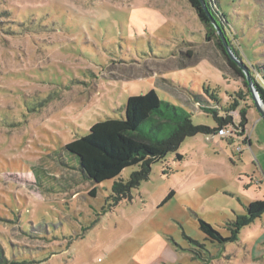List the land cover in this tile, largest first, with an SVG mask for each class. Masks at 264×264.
Listing matches in <instances>:
<instances>
[{"label": "rangeland", "instance_id": "374dc122", "mask_svg": "<svg viewBox=\"0 0 264 264\" xmlns=\"http://www.w3.org/2000/svg\"><path fill=\"white\" fill-rule=\"evenodd\" d=\"M218 5L242 60L264 67V0ZM206 36L188 0H0V253L8 262L264 264V122ZM150 90L193 125L212 130L229 118L228 134L185 138L109 207L112 184L139 168L96 185L64 146L116 133L127 99ZM150 126L142 132L157 140L172 129ZM198 219L232 240H208Z\"/></svg>", "mask_w": 264, "mask_h": 264}, {"label": "trees", "instance_id": "16d2710c", "mask_svg": "<svg viewBox=\"0 0 264 264\" xmlns=\"http://www.w3.org/2000/svg\"><path fill=\"white\" fill-rule=\"evenodd\" d=\"M196 11L200 21L206 28V40L212 41L215 48L226 62L235 78L240 79L246 87L243 72L226 55L222 43L217 36L213 26L206 17L199 0H188ZM208 12L224 34L228 45L239 60H242L232 44V33L228 27L224 15L220 12L218 0H203ZM248 66V72L257 88L260 98L264 102V67L259 65ZM247 88V87H246ZM196 98L195 104L200 106ZM203 109V108H202ZM206 112H213V109H203ZM241 128L245 120L244 110L241 111ZM219 127L209 129L205 126L193 125L190 114L180 107H175L159 99L157 94L150 90L148 93L131 96L125 103V116L121 125L114 134L98 131L86 137L77 138L64 146V150L71 154L78 162L79 171L84 179L98 185L105 181L117 178L121 172L132 166L139 169L133 172L126 181H116L111 186L109 199L112 203L109 207L117 205L121 200L130 198V191L147 180L151 172V165L162 160L170 151L179 148L182 141L187 137L198 134L210 135L230 123L229 118L218 119ZM151 122L150 130L160 128L164 124H171L172 129L164 140H157L154 136L144 134L142 125ZM105 134V135H104ZM108 134V137H105ZM111 137V138H110ZM178 160L182 158L177 155ZM96 189L90 193L95 197ZM264 204L262 205V208ZM199 229L205 237L219 244H223L231 238L220 235L210 224L198 219ZM0 264H19L8 262L0 253Z\"/></svg>", "mask_w": 264, "mask_h": 264}, {"label": "water", "instance_id": "95a60500", "mask_svg": "<svg viewBox=\"0 0 264 264\" xmlns=\"http://www.w3.org/2000/svg\"><path fill=\"white\" fill-rule=\"evenodd\" d=\"M199 2L201 4V7H202L206 17L210 21V23L213 26L217 36L219 37L226 55L243 72V75H244V78H245V82H246V87H247V89L249 91V94L251 96V99H252V102L254 104V107L257 110V112L259 113L261 120L264 122V102L262 101V99L259 96V93L257 91V88H256L253 80H252V77L250 76V74L248 72L247 66H245L243 64V62L240 61L236 57V55L234 54V52L232 51V49L228 45L227 40L225 39L223 32L221 31V29L218 27L216 22L211 17L210 13L207 10V7H206L204 1L203 0H199Z\"/></svg>", "mask_w": 264, "mask_h": 264}, {"label": "built area", "instance_id": "2783aa9c", "mask_svg": "<svg viewBox=\"0 0 264 264\" xmlns=\"http://www.w3.org/2000/svg\"><path fill=\"white\" fill-rule=\"evenodd\" d=\"M227 134H228V131H226V130L224 129V127L218 129V130L216 131V133H215V135H218V136H220V137H224V136H226Z\"/></svg>", "mask_w": 264, "mask_h": 264}, {"label": "crops", "instance_id": "0c3cea01", "mask_svg": "<svg viewBox=\"0 0 264 264\" xmlns=\"http://www.w3.org/2000/svg\"><path fill=\"white\" fill-rule=\"evenodd\" d=\"M184 54H185L186 56L190 57V58L192 57V56H191V52H189V51L186 52V53L182 52V53H181V56H183ZM201 64H202V63H201Z\"/></svg>", "mask_w": 264, "mask_h": 264}]
</instances>
